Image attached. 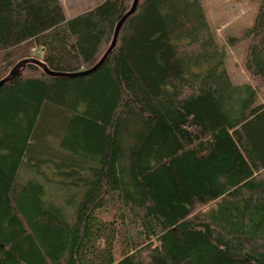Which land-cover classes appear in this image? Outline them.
<instances>
[{"label":"trees","instance_id":"trees-1","mask_svg":"<svg viewBox=\"0 0 264 264\" xmlns=\"http://www.w3.org/2000/svg\"><path fill=\"white\" fill-rule=\"evenodd\" d=\"M132 2L0 0V79L64 74L0 85V264H264V99L202 0H139L91 70ZM242 38L264 86V0Z\"/></svg>","mask_w":264,"mask_h":264},{"label":"rangeland","instance_id":"rangeland-1","mask_svg":"<svg viewBox=\"0 0 264 264\" xmlns=\"http://www.w3.org/2000/svg\"><path fill=\"white\" fill-rule=\"evenodd\" d=\"M59 1L63 5L66 16L72 17L84 10L92 8L100 0ZM259 5L260 0H202L203 10L207 16L212 32L217 42L225 50L226 68L232 82L251 84L257 90V99L262 101L264 99V86L252 78L244 67L248 41L242 38L244 29L253 22ZM1 55L2 53L0 52V58ZM9 71H11L10 68ZM9 71L8 73H10ZM40 167H42V164H39ZM50 183L54 182L51 181ZM58 190V187H52L50 185V188L46 192L48 193L49 199H53L57 203H62L63 193L61 192L59 195H55V192Z\"/></svg>","mask_w":264,"mask_h":264},{"label":"water","instance_id":"water-1","mask_svg":"<svg viewBox=\"0 0 264 264\" xmlns=\"http://www.w3.org/2000/svg\"><path fill=\"white\" fill-rule=\"evenodd\" d=\"M138 2H139V0H133L130 9L117 22L115 30H114V35H113L112 40H111L112 42H110L107 50L104 52V54L102 55L100 60L92 68H90L91 70H93L97 66H99L103 62V60L107 57V55L111 52V50L114 48L115 43L117 41V37H118V33H119V30H120V27L122 26L123 22L126 20L127 16H129L130 14H132L136 10ZM28 62L37 63L38 65H40L43 68L44 72L46 74H48V75H51V76L64 75L62 73H57V72L51 71L43 62H41V61H39V60H37L35 58H27V59L23 58V60L17 62L11 68V71H9L10 73H8L4 78L0 79V85H2L5 82L11 80L12 78L18 76L20 74V72H21V69L24 68L26 63H28ZM76 74L77 73L69 74V75H76Z\"/></svg>","mask_w":264,"mask_h":264},{"label":"crops","instance_id":"crops-1","mask_svg":"<svg viewBox=\"0 0 264 264\" xmlns=\"http://www.w3.org/2000/svg\"><path fill=\"white\" fill-rule=\"evenodd\" d=\"M235 84H240V83H235Z\"/></svg>","mask_w":264,"mask_h":264}]
</instances>
